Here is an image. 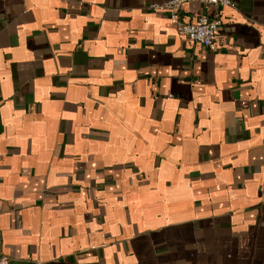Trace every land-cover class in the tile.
Segmentation results:
<instances>
[{"label": "crops", "instance_id": "crops-1", "mask_svg": "<svg viewBox=\"0 0 264 264\" xmlns=\"http://www.w3.org/2000/svg\"><path fill=\"white\" fill-rule=\"evenodd\" d=\"M0 0V256L264 264V0Z\"/></svg>", "mask_w": 264, "mask_h": 264}, {"label": "built area", "instance_id": "built-area-1", "mask_svg": "<svg viewBox=\"0 0 264 264\" xmlns=\"http://www.w3.org/2000/svg\"><path fill=\"white\" fill-rule=\"evenodd\" d=\"M196 1L204 5L232 6L233 0H166L163 3H151L149 8L154 11H163L175 23L179 35L205 47L213 48L217 21L204 13H199L193 20L181 18L180 10L187 2ZM0 264H9L6 257L0 256Z\"/></svg>", "mask_w": 264, "mask_h": 264}]
</instances>
